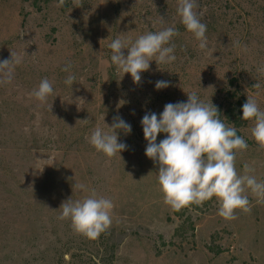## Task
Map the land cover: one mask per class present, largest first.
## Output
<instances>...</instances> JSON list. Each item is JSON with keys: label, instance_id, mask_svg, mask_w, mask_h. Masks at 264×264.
Returning <instances> with one entry per match:
<instances>
[{"label": "rangeland", "instance_id": "rangeland-1", "mask_svg": "<svg viewBox=\"0 0 264 264\" xmlns=\"http://www.w3.org/2000/svg\"><path fill=\"white\" fill-rule=\"evenodd\" d=\"M195 4L207 25L206 50L180 23L178 0H0V60L11 53L20 60L12 83L0 84V264H264V203L246 190L251 211L231 221L217 214L215 198L173 210L159 165L145 155L142 117H159L188 93L212 102L227 126L234 127L223 111L237 100L252 98L264 111V0ZM167 27L178 32L172 64L151 62L138 84L116 71L113 39L131 42ZM68 63L72 90L62 71ZM44 78L54 94L41 104L31 93ZM158 80L169 87L156 90ZM117 116L131 133L119 134L122 158L109 159L86 137ZM253 126L234 127L248 144L235 168L244 175L248 165L247 174L264 181ZM93 192L114 205L110 227L95 240L58 218L62 202Z\"/></svg>", "mask_w": 264, "mask_h": 264}, {"label": "clouds", "instance_id": "clouds-1", "mask_svg": "<svg viewBox=\"0 0 264 264\" xmlns=\"http://www.w3.org/2000/svg\"><path fill=\"white\" fill-rule=\"evenodd\" d=\"M195 7V0H178L177 14L186 31L198 41V47L206 50L207 25L201 21ZM177 35L174 27H167L146 32L131 42L118 36L108 46L111 63L118 73L130 74L133 82L138 84L151 62L168 65L176 60L173 38ZM19 63V57L12 53L11 59L0 60V84L12 83L14 67ZM71 69L72 65L68 63L62 71L67 73L65 85L72 90L76 77ZM258 71H264V66ZM154 87L166 89L169 82L158 80ZM254 87L259 88L260 84L256 83ZM31 94L41 104L47 103L54 94L53 84L44 78ZM241 119L253 123L251 135L264 149V111L254 99L247 97V102L242 105ZM141 126L147 142L145 155L159 165L158 183L164 203L171 209L199 206L215 198L219 205L217 214L231 221L237 218L238 211H251L246 190L256 197L257 203H264V181L247 174L253 171L248 165L244 166V175H238L235 168L236 156L248 148L247 142L234 127L223 122L212 102L206 103L195 92L188 93L187 101L165 104L159 117L155 112H146ZM121 132L129 135L131 125L117 116L111 126L107 125V130L96 127L86 139L97 152L111 159L117 154L121 157L127 149L125 143L119 142ZM161 134L164 138L157 142ZM74 187L83 189L84 186ZM113 208L110 199L97 197L93 192L82 201L69 198L62 202L58 218L70 220L75 232L95 240L110 227Z\"/></svg>", "mask_w": 264, "mask_h": 264}, {"label": "trees", "instance_id": "trees-1", "mask_svg": "<svg viewBox=\"0 0 264 264\" xmlns=\"http://www.w3.org/2000/svg\"><path fill=\"white\" fill-rule=\"evenodd\" d=\"M246 99L245 98H242L240 100H237L235 101L234 103H231V105H229L223 112V114L225 115V118H226V122L229 124V125H233L235 128H241L243 126L246 125V123L248 121L246 120H242L241 117H242V105L244 103H246ZM221 110H219L220 112ZM235 112H239V119H236L235 118L237 116H235ZM220 116H221V112L219 113Z\"/></svg>", "mask_w": 264, "mask_h": 264}]
</instances>
